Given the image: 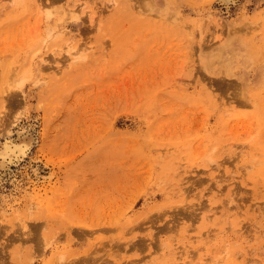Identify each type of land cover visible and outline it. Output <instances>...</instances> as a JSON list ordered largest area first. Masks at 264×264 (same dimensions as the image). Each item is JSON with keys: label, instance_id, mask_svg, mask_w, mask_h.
I'll return each mask as SVG.
<instances>
[{"label": "rangeland", "instance_id": "rangeland-1", "mask_svg": "<svg viewBox=\"0 0 264 264\" xmlns=\"http://www.w3.org/2000/svg\"><path fill=\"white\" fill-rule=\"evenodd\" d=\"M18 135L0 264H264V0H0Z\"/></svg>", "mask_w": 264, "mask_h": 264}, {"label": "bare ground", "instance_id": "bare-ground-1", "mask_svg": "<svg viewBox=\"0 0 264 264\" xmlns=\"http://www.w3.org/2000/svg\"><path fill=\"white\" fill-rule=\"evenodd\" d=\"M33 142L34 138L32 135H18L16 141L0 142V171H7L11 164L22 161L32 148ZM23 228L26 229V225Z\"/></svg>", "mask_w": 264, "mask_h": 264}]
</instances>
